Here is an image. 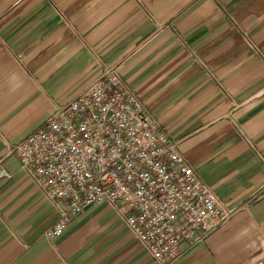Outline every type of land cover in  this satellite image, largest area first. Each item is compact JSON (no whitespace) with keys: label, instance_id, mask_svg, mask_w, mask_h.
Instances as JSON below:
<instances>
[{"label":"crops","instance_id":"obj_1","mask_svg":"<svg viewBox=\"0 0 264 264\" xmlns=\"http://www.w3.org/2000/svg\"><path fill=\"white\" fill-rule=\"evenodd\" d=\"M102 65L231 210L172 264H264V0H0V264H156L105 203L47 239L9 151Z\"/></svg>","mask_w":264,"mask_h":264},{"label":"built area","instance_id":"obj_2","mask_svg":"<svg viewBox=\"0 0 264 264\" xmlns=\"http://www.w3.org/2000/svg\"><path fill=\"white\" fill-rule=\"evenodd\" d=\"M9 151L56 210L49 240L105 203L156 264H172L180 243L201 241L231 215L113 65Z\"/></svg>","mask_w":264,"mask_h":264}]
</instances>
